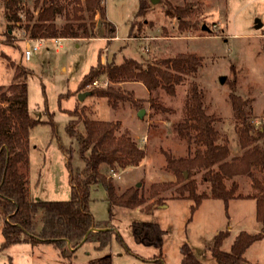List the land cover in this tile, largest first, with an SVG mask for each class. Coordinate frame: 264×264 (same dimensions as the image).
<instances>
[{
	"label": "rangeland",
	"instance_id": "obj_1",
	"mask_svg": "<svg viewBox=\"0 0 264 264\" xmlns=\"http://www.w3.org/2000/svg\"><path fill=\"white\" fill-rule=\"evenodd\" d=\"M19 1L24 23L23 12L32 11L35 0ZM103 3L106 20L115 27V37L110 41L101 37L105 30L98 15L94 19L99 35L96 38L30 41L17 28L8 30L13 38L6 39L4 0H0V86L7 87L12 82L10 63L29 71L26 77L28 110L40 119L29 132L28 168L22 169L31 199H70L65 164L69 161L73 171L82 167L78 144L66 131L68 122L75 119L70 115L75 109L90 119L119 123L117 134L127 132L144 149L146 155L140 165L116 172L113 183L119 192L139 185L146 197L152 185L175 181L165 168V154L187 157L197 149L193 143L182 140L174 128L185 118L186 98L193 85L201 92L206 113L217 119L215 129L227 138L230 157H238L243 152L239 147L231 95L246 101L247 123L252 132L264 125V0H161L157 5L149 0H104ZM141 3L145 7L142 13L139 12ZM169 7L185 8L186 12L181 18L171 17L166 13ZM257 20L261 23L260 29H255ZM58 23H64V19ZM202 26L209 31L202 30ZM27 49L31 52L29 60L24 57ZM181 54H193L202 64L194 74L184 75L182 82L174 86V95L160 88L149 93L139 82H125L114 85L127 98L118 102L116 109H111L105 99L92 95L78 100L79 93L112 85L102 75L94 80L95 85L90 83L79 88L82 77L97 61L103 65L120 64L124 58H131L147 65ZM24 75L21 71V77ZM140 110L144 114L138 117ZM77 129L83 131V125L78 124ZM193 178L199 191L207 190L202 172H193ZM233 180L238 184V195L252 193L249 178L239 176ZM230 184L231 181L226 182L227 187ZM175 188L173 185L159 194L162 205L154 198L135 209L114 207L110 214L104 188L94 186L89 211L100 229H112L114 235L110 244L101 250L92 241L83 242L72 253L71 264H86L106 255L112 264H180L183 244L190 247L201 263L214 264L207 247L218 232L230 228L225 251L240 230L249 234L259 232L251 200H236L230 207L212 200L196 215L190 213L189 199L173 198ZM36 221L39 227V218ZM132 222L156 223L165 231L160 258L155 248L134 244L129 227ZM1 229L0 218V245ZM244 257L250 264H264V237L253 243ZM0 264H68V261L58 256L51 244L40 243L18 244L0 251Z\"/></svg>",
	"mask_w": 264,
	"mask_h": 264
},
{
	"label": "trees",
	"instance_id": "obj_2",
	"mask_svg": "<svg viewBox=\"0 0 264 264\" xmlns=\"http://www.w3.org/2000/svg\"><path fill=\"white\" fill-rule=\"evenodd\" d=\"M103 2L104 0H35L32 11L26 9L23 12L26 21L22 23L20 1L4 0L7 26L5 37L7 40L12 39L13 35L8 30L17 28L30 41L88 40L99 36L94 21L98 15L105 30L101 37L110 41L115 37V27L106 20ZM144 9V3H141L139 12L142 13ZM185 12V8L179 7H169L166 10L168 15L176 18H181ZM61 18L64 23L59 24L58 20ZM10 64L13 69L12 82L7 87L0 86V218L3 236L0 251L18 244L33 246L46 243L51 244L59 251V256L71 264L72 253L83 243L86 235L84 242H94L98 250L107 247L114 235L112 229L101 230L89 211L90 194L94 186L101 185L104 188L111 214L114 207L135 209L145 206L149 199L154 198H157V204L162 205L164 202L159 194L176 185L173 198L189 199L192 202L191 214L206 199L222 201L226 207L232 199L246 198L255 201V220L260 226L258 233H238L229 250L223 251L221 246L229 232L221 231L207 247L215 264H247L244 257L246 250L264 237V125L252 132V127L247 123L249 112L246 101L230 96L234 118L238 123L236 132L239 147L243 151L238 157H230L227 138L215 129L217 119L206 113L201 92L193 85L186 98L185 118L174 128L182 140L188 144L193 143L197 149L192 156L187 157L175 158L165 154V168L173 174L175 181L152 185L148 197L136 186L119 192L110 175L111 171L116 173L139 166L146 155L144 149L127 132L117 134L119 123L90 119L75 109L70 112L75 119L68 122L66 131L78 144L82 167L73 171L69 161L65 164L71 193L69 200L42 201L29 197L26 178L22 173V169L28 168L29 132L40 122L28 110L26 77L30 72ZM201 64V60L193 54H181L173 59L147 65L131 58H124L120 64L107 62L103 65L97 61L82 77L78 86L83 88L97 77L105 75L112 85L88 93L105 99L111 109H116L118 102L127 98L114 85L139 82L149 93L160 88L169 95H174V86L182 82L184 75L194 74ZM21 71L25 74L23 77ZM45 112L48 114L47 110ZM80 123L83 131L77 129ZM193 172H202L207 190H198ZM239 176L250 179L251 194H237L238 184L233 179ZM227 181H231L229 187L226 185ZM37 218L40 221L39 227ZM129 227L134 244L155 248L160 258L165 231L151 222H132ZM92 228L99 231L90 232ZM115 235L122 242L121 237ZM180 255V264H203L187 244L181 245ZM86 264L112 263L110 256L106 255Z\"/></svg>",
	"mask_w": 264,
	"mask_h": 264
},
{
	"label": "water",
	"instance_id": "obj_3",
	"mask_svg": "<svg viewBox=\"0 0 264 264\" xmlns=\"http://www.w3.org/2000/svg\"><path fill=\"white\" fill-rule=\"evenodd\" d=\"M160 1H161V0H149V2H150L152 5H157V4L160 3ZM260 28H261V23H260V21L257 20V21L255 22V29H260ZM202 30H204V31H209V29H208L206 26H202ZM224 80H225V79L222 78V79H221V83H223ZM88 95H90V93H88V92L79 93V94H78V100H79V101H83L84 98H85L86 96H88ZM143 114H144V110H140V111L138 112V117H141ZM184 177H185V178L187 177V174H186V173L184 174ZM138 186H139V185H137L136 187H138ZM101 230H103V229H101ZM96 231H99V229H94V228L90 229V232H96ZM86 238H87V235L83 238L82 242H84V241L86 240Z\"/></svg>",
	"mask_w": 264,
	"mask_h": 264
},
{
	"label": "crops",
	"instance_id": "obj_4",
	"mask_svg": "<svg viewBox=\"0 0 264 264\" xmlns=\"http://www.w3.org/2000/svg\"><path fill=\"white\" fill-rule=\"evenodd\" d=\"M57 40V39H56ZM233 157V156H232ZM238 194V193H237ZM236 200H240V199H232V200H230L229 202H228V204H227V206L228 207H230L231 206V203H233L234 201H236ZM248 200H251L253 203H254V205H255V201L253 200V199H248ZM210 201H212V199H206V200H204L201 204H200V206L197 208V210L193 213V214H196L197 215V213L203 208V206H204V204L205 203H208V202H210ZM214 201V200H213ZM216 201H218V200H216ZM254 218H255V212H254ZM256 221V220H255ZM258 224V223H257ZM259 225V224H258ZM259 228H260V226H259ZM230 229V228H229ZM229 229H228V232H229V236L223 241V243H222V246H221V249L223 250V251H225L224 250V245H225V243H227L228 242V240H229V237L231 236V234H230V231H229ZM241 231H243V230H240V232ZM245 232V231H244ZM239 233V232H238ZM237 235V234H236ZM236 235H234V237L236 236ZM234 237H233V239H234ZM233 239H232V241H233ZM231 244H232V242H231ZM231 244H230V246H231ZM29 245V244H28ZM230 248V247H229ZM249 249V248H248ZM247 249V250H248ZM247 250H246V252H245V254H244V256L246 255V253H247ZM57 252H58V256H59V251L57 250ZM136 257H140L139 255H136ZM20 258L21 259H23V257L20 255ZM143 261V260H142ZM180 261H181V257H180ZM215 264V263H214ZM247 264H250V262L249 261H247Z\"/></svg>",
	"mask_w": 264,
	"mask_h": 264
},
{
	"label": "built area",
	"instance_id": "obj_5",
	"mask_svg": "<svg viewBox=\"0 0 264 264\" xmlns=\"http://www.w3.org/2000/svg\"><path fill=\"white\" fill-rule=\"evenodd\" d=\"M33 50H37V47H34ZM30 56H31V52L27 49V50L24 52L25 60H29ZM92 84L95 85L96 82L93 81ZM255 124H257V123H255ZM110 175L112 176V178L116 177V173L113 172V171H111Z\"/></svg>",
	"mask_w": 264,
	"mask_h": 264
}]
</instances>
